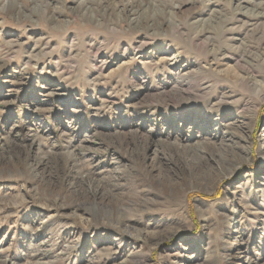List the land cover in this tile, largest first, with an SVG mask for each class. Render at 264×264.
Segmentation results:
<instances>
[{"label": "rangeland", "instance_id": "rangeland-1", "mask_svg": "<svg viewBox=\"0 0 264 264\" xmlns=\"http://www.w3.org/2000/svg\"><path fill=\"white\" fill-rule=\"evenodd\" d=\"M8 1L0 264H264V99L235 80L264 82V0ZM235 119L246 159L174 191L152 183L159 148L221 149ZM81 178L119 183L115 216L68 206Z\"/></svg>", "mask_w": 264, "mask_h": 264}, {"label": "bare ground", "instance_id": "bare-ground-1", "mask_svg": "<svg viewBox=\"0 0 264 264\" xmlns=\"http://www.w3.org/2000/svg\"><path fill=\"white\" fill-rule=\"evenodd\" d=\"M173 57L176 56L174 55ZM250 72L251 71H249V77L239 76L240 78L235 80L239 83H241L242 81L244 83L249 82V85L252 84L256 88V90H258V96L261 101L264 99V82L263 80L258 79L256 75ZM249 101V99L245 101V106L249 107ZM257 105L258 104H256V106ZM228 124L231 125L228 126V128L225 129L222 133L223 148L221 149L215 148L212 151H208L206 150L204 145L199 142L196 143L199 146H191L188 143L190 147H175L174 150H170L168 154H166L168 148H159V150L162 151L160 159L164 160L163 156H165L167 162L165 163V161H161L163 164L166 165V167L164 166V168H159L158 170L160 171V173L157 175H154L153 172L150 170L149 178L151 179L152 183L156 186L163 185L161 178L163 174L164 178L167 181L169 190L174 191V189L176 190V188L182 186L185 183H188L190 185L204 177L210 178L215 172L217 178L220 179L221 174H225L230 166L234 167L240 161L246 159L249 151V135L246 133L248 131V122H246L245 120L235 119L234 122H230ZM262 135H264V129ZM241 139L244 140V142H241ZM145 141L146 143L143 141L135 143L133 148L134 153L138 155H143L145 148L149 149L150 140L146 139ZM262 147H264V143H262ZM242 151L243 153H241ZM145 156H147V153H145ZM73 157L75 158V156ZM153 161L155 162V159ZM168 165L172 168L169 169ZM115 176V180L117 181L121 177V175ZM80 182V186L76 189L75 193L73 194L74 198L72 201H70L71 204L68 206L72 207L73 210L76 212H80L82 210L83 212L79 214V216H81V219L89 221L93 220L92 216L95 218H99L98 215L104 213V211H109L108 213L115 216V213L118 211H111L113 208L112 201L113 198L116 196V192L114 190L116 188L115 186H117L119 183L115 182L104 184L99 181H96L94 178H81ZM140 200L141 201L139 202L141 205L147 204V202L144 201L142 203V199ZM118 206L119 209L122 210L125 208V203L119 204ZM144 206L147 207L148 205ZM138 209L141 210L139 206ZM84 214H86V216ZM122 217L123 216H121V219ZM125 217L127 218V215H125ZM124 221L125 219L122 220V224H125ZM144 233L137 232V236L139 238L146 237ZM134 253V251H130L129 255L131 256ZM247 264H250L249 261Z\"/></svg>", "mask_w": 264, "mask_h": 264}]
</instances>
